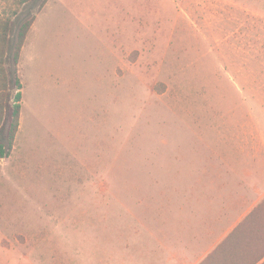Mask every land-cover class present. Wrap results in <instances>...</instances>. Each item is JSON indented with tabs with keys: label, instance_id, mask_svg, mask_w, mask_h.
Wrapping results in <instances>:
<instances>
[{
	"label": "rangeland",
	"instance_id": "obj_1",
	"mask_svg": "<svg viewBox=\"0 0 264 264\" xmlns=\"http://www.w3.org/2000/svg\"><path fill=\"white\" fill-rule=\"evenodd\" d=\"M39 2L12 17L11 38L35 20L17 65L26 162L0 160V264H188L264 176V0Z\"/></svg>",
	"mask_w": 264,
	"mask_h": 264
},
{
	"label": "crops",
	"instance_id": "obj_2",
	"mask_svg": "<svg viewBox=\"0 0 264 264\" xmlns=\"http://www.w3.org/2000/svg\"><path fill=\"white\" fill-rule=\"evenodd\" d=\"M41 120L42 118L40 122ZM20 122L16 140L23 130V111ZM32 131L33 127L29 133V148L34 142V138H30ZM61 139L63 144L58 142L61 148L64 149L67 155L71 154L75 158V149L68 151L70 147H74L71 140L69 142L68 138L64 136ZM22 151H26V149H20L18 142L16 145H13L10 154L0 160L6 158L7 168H10V170L13 168L18 170L26 162L21 157ZM48 154L50 155V152ZM34 159L38 161L36 157L32 156L27 160L30 163ZM49 159L53 160L52 157ZM36 161H33V163H36ZM44 168L47 169V165ZM258 184L260 187L250 190V193L244 197L243 205L240 208L229 210L220 219L207 224L204 232L196 233L195 244L192 242L189 245V255L187 256L188 264H264V219L247 217L264 198V176L258 178Z\"/></svg>",
	"mask_w": 264,
	"mask_h": 264
},
{
	"label": "trees",
	"instance_id": "obj_3",
	"mask_svg": "<svg viewBox=\"0 0 264 264\" xmlns=\"http://www.w3.org/2000/svg\"><path fill=\"white\" fill-rule=\"evenodd\" d=\"M35 1H40L38 5L40 11L48 0H13L15 8L12 10V15L0 14V159L10 154L18 130L21 82L17 74V65L26 34L35 20V15H31L18 21L15 35L11 38L14 23L12 17L22 5ZM13 89L17 91L11 103V90Z\"/></svg>",
	"mask_w": 264,
	"mask_h": 264
}]
</instances>
